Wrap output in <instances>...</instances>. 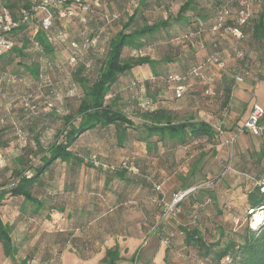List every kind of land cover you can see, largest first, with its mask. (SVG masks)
Returning a JSON list of instances; mask_svg holds the SVG:
<instances>
[{"label":"trees","instance_id":"obj_1","mask_svg":"<svg viewBox=\"0 0 264 264\" xmlns=\"http://www.w3.org/2000/svg\"><path fill=\"white\" fill-rule=\"evenodd\" d=\"M98 1L101 0H80V3L88 4L87 10L76 11L65 19L55 17L47 29L40 27L35 22L36 15H33L31 21L13 28L11 46L0 50V85L2 81L26 76L32 81L34 93L54 96V86L48 77L50 70L54 69L68 72L71 83L76 82L80 89L75 95L78 97L77 105L71 111L55 115L52 103L46 101L49 112L39 113L43 124L54 126L53 140L41 148L40 134L34 131V123L30 130L40 152L36 153L29 145H24L13 158L15 165L11 172L14 180L0 189V245L4 255L15 259L19 251L14 243L11 220L27 224L36 216H41L50 225L57 247L33 246L24 264L29 263L33 253L34 256L47 253L46 263L53 264L52 255H61L67 244L82 260L96 254L91 230L87 237L82 233L92 229V223L96 226L93 213L82 209L81 218L73 221L77 213L46 203L52 196V189L56 195L72 190L73 183L57 188L51 181L58 173L57 169L65 164L73 176L81 174V171H93L95 180L102 177L104 192L111 189L116 181L138 186L141 190L145 188L141 193L154 202V208L145 209L147 218L137 225L138 236L143 240L153 230H159L160 235L164 226H172L169 221L173 220L171 228L182 234L175 250L183 258V264H264L262 152L255 156L249 154L252 160L245 168L236 169L232 162L233 171L230 173L224 172L223 159L221 170L215 175L191 185L210 184L188 195L172 213L167 211L171 196L191 186L187 185L189 177L177 174L182 185L169 187L166 194L160 185L164 175L157 174L156 181L142 180L125 163L119 166L102 163L88 154L95 147L128 158L130 152L141 144L146 149L141 160L144 163L147 156H158L159 146H185L192 139L200 138L213 142L219 134L210 123L177 120L171 110L164 107L163 102L169 98L160 93L171 87L177 98L176 87L181 86L184 92L190 80L213 86L215 93L217 88L221 89L225 104L237 84V75L242 81L249 76L264 81V1L246 0L247 20L240 27L241 36L236 38L228 32V27L236 22L242 8L241 0L227 1L228 5L234 6V13L232 11L228 15L227 11L224 17L223 8L220 10L219 1L215 0H127L131 3L128 8L125 0H111L118 3L117 7L124 11L126 19L111 18V23L117 24L119 29L109 38L106 53L103 59L96 60L98 66L95 69L94 63L93 71L87 61L89 58L98 59L96 53L102 34L97 31L101 23L98 11H93ZM30 2L0 0V6H6L16 16L18 10L28 7ZM254 3L258 4L257 9ZM67 6L66 9L69 8ZM90 13L92 16L88 17ZM218 23L220 26L214 29ZM68 31H77L79 35L70 38ZM243 40L259 50L258 66L253 63L252 53L245 48L243 50L242 46L246 45H242ZM235 41L241 43V49H237ZM156 46L159 48L158 56L145 53L144 50ZM63 54L66 59L61 57ZM212 58L223 66L219 67ZM231 60L234 68L230 73L229 68H225ZM64 63L68 65V71L64 69ZM137 68H143L146 76L141 71L140 76L136 75L133 70ZM89 71L94 73L93 76ZM173 76L178 79L172 80ZM34 93L27 96L29 101ZM31 105L36 108L34 101ZM5 144L0 140L1 147ZM29 154L39 155L37 163L30 162ZM244 157L240 154L239 165ZM142 169L145 170L144 167ZM237 193L241 199L233 203V196ZM121 195V191L114 194L115 201H118L116 211L120 213L127 208L123 206L124 196ZM250 212H260L263 216L257 227L248 222ZM11 214L14 219L10 218ZM71 220L73 227L67 228L63 222ZM75 228L78 232L74 231ZM138 249L139 245L129 256H124L117 244L107 247L101 264H137ZM55 259L54 264H62L60 256Z\"/></svg>","mask_w":264,"mask_h":264},{"label":"rangeland","instance_id":"obj_2","mask_svg":"<svg viewBox=\"0 0 264 264\" xmlns=\"http://www.w3.org/2000/svg\"><path fill=\"white\" fill-rule=\"evenodd\" d=\"M219 1V9L222 8V16L224 17L227 15V11H229L228 15L232 14V11L234 13V6L228 5L227 1L229 0H215ZM125 0V4L130 7L129 3ZM225 3L227 5H225ZM118 3H115L111 0H101L98 1L97 4L94 5L93 11H98V19L101 23V25L98 27L97 33L101 35L100 43H99V50L93 53H96L97 58H89L87 63L90 68L94 69L96 60L103 59L109 38L115 34V32L118 31V25L113 24L112 19L114 17H121L118 19H126V15L124 14V11L121 8H118ZM226 6V7H225ZM254 8L257 9L258 4L254 3ZM228 9V10H226ZM231 11V12H230ZM94 14V13H93ZM111 15V16H110ZM92 13L89 14L88 17H91ZM116 18V19H117ZM67 27V26H66ZM70 38H73L74 35H79V32H70L67 33ZM247 40V38H246ZM234 42V40H233ZM183 43L184 42H178ZM243 45V50L247 51L248 53H252L254 65L258 66L257 63V56L259 55V50H257V47L255 48L254 44H249L246 41H241ZM241 43L236 42L234 45L237 47V49H241ZM240 44V45H239ZM182 45V44H181ZM240 47V48H239ZM187 49V47H184ZM245 48V49H244ZM29 51H31L29 49ZM145 53H154L156 56H158L159 48L156 46V48H151V50H144ZM188 54V53H186ZM62 58L66 59L65 54L61 55ZM234 60V59H233ZM231 60L229 64H226V68H229V72L233 71L234 68V62ZM44 61V60H43ZM235 61V60H234ZM95 63V64H94ZM260 64V63H259ZM98 63L96 64L97 69ZM64 69L67 71L69 70L68 65L64 63ZM95 69L93 71H95ZM231 69V70H230ZM91 76H93V72L89 71ZM48 77L52 80V86H54V96L46 95L45 93L41 92L40 94H36L33 92V84L32 81L27 78L26 76L22 79H11V80H5L1 82L0 85V140L2 142L6 143L5 146H0V189L1 187H7L12 183L14 180V175L12 174V168L14 167V160L13 158L20 153L21 147L24 145H29L31 149H33L36 153L40 152L38 149L41 147H46V145L53 140V129L54 126L52 125H46L43 124L41 116L39 113L48 111L49 107L46 105V101H50L53 105V108L55 109V115H61L62 113H67L68 111H71V109H74L77 105L78 97L75 95H78L80 92V89L76 82L71 83V79L68 77V72L62 71L57 72L56 70L52 69L50 70V74ZM248 80H252V76L248 77ZM33 88V89H32ZM30 93H34V96L29 101V98L27 97ZM76 97V98H74ZM28 98V99H27ZM34 104L36 108H32L31 104ZM32 109V110H31ZM248 115V114H247ZM40 116V117H39ZM53 117V116H52ZM247 117V116H246ZM50 119V117H49ZM34 127V131H37V133L40 134L39 138L41 141V146H36L35 141L33 138V132H31V127ZM222 129L223 125L218 124ZM260 125H264V116L260 119ZM263 132H264V126ZM251 133V132H250ZM93 147V146H91ZM110 152H105V150H101L99 148L93 147L91 151H88V154L94 155L100 162L102 163H111L112 165L119 166L121 163H125L128 165L129 169L133 171L134 173H138L141 179H146L147 181L153 180L156 181L158 179L159 172L156 169L155 165V159L152 158V156H147L144 160V163L141 162L142 159H144L143 153L139 152V148H137L138 154L131 156L130 158H125L119 154H117L114 151L109 150ZM231 151L233 153L234 158V152H235V143L231 146ZM114 152V153H113ZM28 158L31 160V163H37L39 155H28ZM213 159V158H211ZM157 162V161H156ZM68 166L65 164L62 165V167H59L57 169L58 173L55 174L54 179H52V183L57 188L64 187L67 185H70V183H73L72 190L69 192H65L61 195H56L55 190L52 189L50 191L51 195L47 200L46 203H50L53 207H61V206H79L84 205L86 209H90L93 202H96L100 207L102 205L111 204L115 206L116 209L117 203L115 201V198L112 197L111 194H115L117 192L122 193L124 196L123 206L126 210H128V213L123 212V216L121 215L120 211H114L115 208L110 212V216L108 219H105L101 217V214L99 215L98 211L100 208L95 210L94 213V219L96 220V226L94 223L91 224L92 229L90 228L88 231H83L82 233L87 237L90 233L93 234V238L95 240H101V238L104 237L102 234L101 228L98 225H108L110 228L119 230L122 228V223H127L124 225V238L122 239V244L125 245L128 240H130L137 232V225L140 221L145 218V209H151L152 205L149 203V199H145V202L142 201L144 194L141 193V189H139L138 186L135 185H126L123 183H120L118 181L115 182V184L112 186L111 189L105 190V188L101 185L102 183V177L98 179H94V172L93 171H81V174L77 176H73L70 174V171H68ZM145 168L143 170L142 168ZM221 170V169H220ZM239 175V174H237ZM145 180V181H146ZM203 180V179H202ZM199 180V181H202ZM198 181V182H199ZM62 189V188H61ZM107 189V188H106ZM115 192V193H114ZM121 195V196H122ZM154 206V202L150 200ZM102 210V208H101ZM120 210V209H119ZM43 215L46 213L42 212ZM144 214V216L142 215ZM251 216L248 217V222L252 227H257L254 225V222L256 220V215L260 212H250ZM261 214V213H260ZM11 219H14V215L11 214ZM84 218V217H83ZM147 218V217H146ZM263 216L261 214V220ZM73 220V219H72ZM71 222H63L64 225H67V228H72L73 224ZM260 220V221H261ZM29 222L27 224L22 223V221L15 222L11 220V228L13 233H15V239L14 242L18 247L19 251L18 254L15 255V259L6 257L3 253L2 247L0 245V264H24L23 261H26L27 254L31 250V248L35 245L39 247V245H46L47 248H55L57 247V243L54 242L53 234L54 232L51 231L50 225L45 222V219L40 217H34V219H29ZM74 221V220H73ZM17 223V224H16ZM170 225H174L173 220L169 221ZM93 225L95 228H93ZM172 226H164V230L160 231V235H158V231L153 230L152 234L147 235L146 238H144L140 244L139 249L137 252V256L135 261L137 264L141 263H150V264H183L182 263V257L179 255V253L175 250L177 245L181 242V236L178 231L172 229ZM45 229L48 232L45 231ZM59 229V228H57ZM129 229V232L127 233ZM160 229V228H159ZM99 230V231H98ZM81 233V234H82ZM171 233L169 236L168 234ZM168 239L169 242L166 243L165 240ZM118 240H121L119 238ZM94 245V243H93ZM96 247V256L92 259H88L87 261H81L77 259V257L69 250H66L62 256V260L65 264H101V258L103 257L104 253L101 249V244L98 243L95 245ZM30 249V250H29ZM135 248H133L131 245L126 244L124 253L129 256V254L134 251ZM31 252V251H30ZM60 255L53 254V264L56 261L55 257H59ZM25 258V259H24ZM48 258L47 253L39 255L34 253L32 255V259L29 260L28 264H50L46 263V259Z\"/></svg>","mask_w":264,"mask_h":264},{"label":"crops","instance_id":"obj_3","mask_svg":"<svg viewBox=\"0 0 264 264\" xmlns=\"http://www.w3.org/2000/svg\"><path fill=\"white\" fill-rule=\"evenodd\" d=\"M141 69L137 68L133 70V72L140 76L141 71L145 74L144 76H146L143 68ZM156 86L158 87L159 84ZM216 92L217 93H215L213 86L209 84L204 85V83H196L189 80L180 97L176 98L174 96L171 87H169L168 90L163 91V93H160L166 98H169V100L163 102L164 107L171 110L177 120L193 119L195 121L210 123L214 130L215 127L221 128L218 124H222L224 128H221L223 134L219 136L217 135L213 142H209L206 138H200L192 139L185 146H159V154L154 159L156 169L161 176L164 175L162 176L164 177L162 179L163 182L160 183L162 192L167 194V192L169 193L170 191L169 187L172 188L173 186L182 185V182L178 181V177L176 176L179 173L186 178L189 177V184L187 185L194 184L199 180L215 175L220 169V162L227 156L228 147L223 142L226 138L235 136V152L234 158L232 157V162L236 169L245 168V166L251 162L252 159L249 158V154L255 156L257 152H262L264 155V132L262 136H256L241 128L252 104L257 103L264 108V81L254 80L253 78L252 80H248L247 78L244 79V81L237 82L233 87L228 100L225 101V104L223 97L221 96V89L217 88ZM263 126L264 125H262V127ZM137 148H139V152L143 153V156L146 155L145 145L138 144ZM137 148L130 152L128 158L138 154ZM240 154L245 157L239 165ZM167 172L169 175H167ZM141 191H145V188ZM111 195L115 198L113 194ZM235 195L236 196H233V203H236L241 199L238 193ZM145 199L148 198L144 196L141 200L145 202ZM148 201L151 203L153 209L152 202L150 200ZM109 207L111 208L108 209ZM64 208L65 211L70 210L77 213L73 218L75 221L81 218L80 213L82 209L94 214L97 213L95 210L98 211L100 208L98 211L99 215L101 214V217L108 219V217L105 216H110V212H112L115 206L107 203L105 206L102 205V207H100L96 202H93L90 209H86L84 205H79L77 207L64 206ZM116 210L117 209L114 211ZM125 213H128V210H126ZM122 214L123 212H121V215ZM142 215L144 216L143 213ZM125 224L127 223H122V228L119 230L112 229L106 224L98 225L101 230H103L102 234L104 237L101 238V240L93 239L92 242L94 245L97 244V246L98 243L101 244L103 253L107 247H112L117 244L121 254L126 256L124 253L125 245L128 244L133 248H137L142 240L141 237L138 236L139 232L137 231L132 235L133 237L125 243V245L122 244V239L126 234L124 233ZM74 231L78 232V229L75 228ZM128 232L129 229L127 233ZM13 234L15 235V233ZM119 238H121V240H118ZM66 250L71 251L77 259L81 261L88 260H82L75 250L67 244L62 248V253L60 255L62 264H65L62 260V256ZM96 255L97 254L92 258Z\"/></svg>","mask_w":264,"mask_h":264},{"label":"built area","instance_id":"obj_4","mask_svg":"<svg viewBox=\"0 0 264 264\" xmlns=\"http://www.w3.org/2000/svg\"><path fill=\"white\" fill-rule=\"evenodd\" d=\"M264 1V0H263ZM240 4L242 6L239 14L236 18L234 25L228 27V32L239 38L241 36V26L247 20L248 11L246 8V0H241ZM68 5V6H67ZM66 6L69 7L66 9ZM88 9V4L80 3V0H31L28 7H22L16 13V16L6 6H0V50L8 49L12 44L11 32L16 26L27 23L31 21L32 16L36 15L35 22L39 24L40 27L47 29L52 25L53 18L65 19L76 13V11H85ZM218 23L215 27L220 26ZM73 44V43H72ZM219 67L223 66V63L217 61L216 58L211 59ZM172 80H177V76L171 77ZM236 82H241L242 79L239 75L235 77ZM183 92L181 86L176 87L175 94L180 97ZM264 114V108L254 103L252 104L248 115L242 125V129L251 132L253 135L262 136L263 128L259 124L261 117ZM215 130L219 135L223 134V131L219 127H215ZM224 144L228 147L227 156L224 160V172L230 173L233 171L232 157L233 153L231 151V146L235 143V136L226 138L223 140ZM210 183H200L198 185H191L185 189H180L174 192L171 196L170 202L167 205V211L172 213L178 203L183 201L188 195L193 193L196 189L208 186ZM261 190L264 191V182L261 186ZM235 221L237 219L235 218ZM166 243L169 242L168 239L165 240Z\"/></svg>","mask_w":264,"mask_h":264},{"label":"bare ground","instance_id":"obj_5","mask_svg":"<svg viewBox=\"0 0 264 264\" xmlns=\"http://www.w3.org/2000/svg\"><path fill=\"white\" fill-rule=\"evenodd\" d=\"M261 214L260 213H258L257 215H256V220H255V222H254V225H259L260 223H261Z\"/></svg>","mask_w":264,"mask_h":264}]
</instances>
